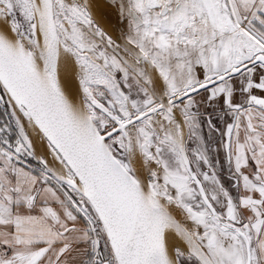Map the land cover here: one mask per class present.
<instances>
[{
	"label": "snow or ice",
	"instance_id": "obj_1",
	"mask_svg": "<svg viewBox=\"0 0 264 264\" xmlns=\"http://www.w3.org/2000/svg\"><path fill=\"white\" fill-rule=\"evenodd\" d=\"M0 264H264V0H0Z\"/></svg>",
	"mask_w": 264,
	"mask_h": 264
}]
</instances>
